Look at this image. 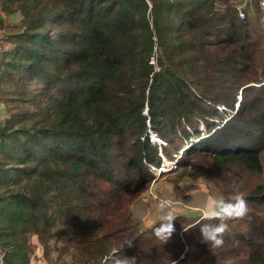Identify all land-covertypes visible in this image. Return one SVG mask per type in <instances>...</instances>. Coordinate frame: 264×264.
Wrapping results in <instances>:
<instances>
[{
  "label": "trees",
  "instance_id": "1",
  "mask_svg": "<svg viewBox=\"0 0 264 264\" xmlns=\"http://www.w3.org/2000/svg\"><path fill=\"white\" fill-rule=\"evenodd\" d=\"M235 3L0 0L23 18L4 77L26 85L0 125L5 264H31V238L48 236L73 243L84 264H264V184L253 181L263 170L264 24L247 9L240 20ZM181 150L177 166L200 158L222 197L247 200L221 249L200 242V223L183 231L192 222L176 217L163 243L157 223L140 231L132 217L160 154Z\"/></svg>",
  "mask_w": 264,
  "mask_h": 264
},
{
  "label": "rangeland",
  "instance_id": "2",
  "mask_svg": "<svg viewBox=\"0 0 264 264\" xmlns=\"http://www.w3.org/2000/svg\"><path fill=\"white\" fill-rule=\"evenodd\" d=\"M248 1V2H246ZM233 2H238L235 4H238V7H243L246 6V9L248 10L251 7V4L254 5L255 4V0H233ZM244 9V8H241ZM257 17V16H255ZM22 15L19 12L14 13L11 16H7L4 13H2L0 11V23H1V28H2V42H1V46H0V70L1 72H3L2 76V83L0 85V125L5 123L9 117L11 116V114H15L17 112V107H15V103L17 102V100H21L23 99V89L25 88L26 85H24V83L21 85L19 84V80H18V75L17 74H12L9 77H4L5 75V70H6V66H5V54L6 52L8 53V50L13 48V41L10 40V36H14L16 34H19L22 31ZM253 24H255V21H253ZM2 58V59H1ZM7 61V59H6ZM58 86V89H60L62 87V85H56ZM36 89V86L32 87V91H34ZM30 91V92H32ZM55 90L53 89L52 92H54ZM31 96V94H30ZM32 109L31 107H24L23 109ZM169 138H172V135H169ZM164 160H166L164 158ZM260 160H261V164H262V174L257 178L254 179V182H260L264 184V153L261 154L260 156ZM179 162H181V159L179 158L178 160ZM197 169L199 170V172H201V170L199 168H201L202 164L201 163V159H196V162L194 161ZM183 163H180L176 170H184L186 167H179L180 165H182ZM199 167H198V166ZM196 170V169H195ZM174 172V170L162 175L160 178H163L166 175H170ZM151 184L149 183L148 187L139 195V199L140 198L144 201V202H148L149 200L144 199L146 196V190L150 189ZM216 190V189H215ZM216 192L219 193L218 190H216ZM147 198V197H146ZM137 200V201H138ZM149 203V202H148ZM154 207L153 214L154 215H159L162 216L161 213L158 212L161 210H165L167 211H172V210H176V208L178 207V205H174L171 209H161L160 206L158 205H152ZM162 212V211H161ZM188 218V215H185ZM190 219L192 220H198L196 215H192L189 216ZM141 220V218H137L135 217V221L139 223V221ZM140 224V227H143V223ZM174 223H176V221H174ZM204 223V222H202ZM201 224V223H200ZM194 224L191 223L190 225H187L186 227H184L183 229L186 228H192ZM58 227L55 226L54 230H57ZM184 231V230H183ZM79 237V235H76ZM50 236L48 237H44L43 240L39 241L36 239V237L31 238L30 242L32 244V253L30 254V261L31 264H84L80 261V259L76 258V257H72V254H74L73 250H72V246H75L73 243L70 245H66V244H55L54 240H50L49 241ZM178 238L180 239V242L183 243L182 237H181V232H178ZM41 242V243H40ZM201 242V241H200ZM210 245H206V247H209ZM187 251L185 248L184 250L179 253V259L180 255L184 252ZM78 260V262H77ZM89 264V263H86ZM93 264V263H91Z\"/></svg>",
  "mask_w": 264,
  "mask_h": 264
},
{
  "label": "clouds",
  "instance_id": "3",
  "mask_svg": "<svg viewBox=\"0 0 264 264\" xmlns=\"http://www.w3.org/2000/svg\"><path fill=\"white\" fill-rule=\"evenodd\" d=\"M242 8L246 9V6H243ZM255 8H256V0H255V4L254 5L251 4V7L248 10L253 13V17H254L252 19L253 21L255 20L260 21L258 17H255L257 16L255 13L256 11ZM239 101H240V97L238 98V102L236 103V106H235L236 108L238 107ZM149 133H150V137H149L150 142H152L154 145L165 147L166 144L164 142L157 139V137L152 132L149 131ZM185 147L187 148V146ZM183 150H181L178 153V155H174L173 159L170 161L164 160V157L160 154V157L162 159L161 164L174 162L175 167L167 169V170H163L158 177L154 175V172L152 170V168L154 167H151L153 178L150 182L151 187L150 189L146 190V196L144 199L153 201L155 205L160 206L161 209H164L166 207L165 203L162 202L161 205H159V203L156 200L152 199V197L149 194L152 193L158 196L156 193L155 187H154L155 183L157 182L158 179H160L162 175L172 170L175 171V169L177 168V162L179 158L181 157ZM160 166L155 169L160 168ZM187 168H189V166ZM159 198H162V197H159ZM172 203H173V206L177 205L174 202ZM171 208H165V209H171ZM201 210H202V217H200L198 220L193 221L192 223L197 224V223L207 221V222L200 224L199 236L201 238V242L210 245L213 249H221L225 246V237L231 234V228L229 225V221L241 220L245 218L249 213L247 200L245 199L243 193L240 192L239 190H237L235 194L231 195L228 198H225V197L215 198L211 196L207 197L206 199L203 200L201 204ZM175 220H176V216L173 211L165 212L161 216L159 222H157V224L155 223L156 225L154 224L155 226L153 227V235L158 240L162 241L163 243H166L176 231L175 225H174ZM192 227H195V226H192ZM189 229L191 228H186L183 230L188 231ZM234 243H238V242L234 241ZM131 246H132V241H128L127 247H131ZM0 264H4L2 256H0ZM115 264H135V257L127 258L124 256L123 258L115 259Z\"/></svg>",
  "mask_w": 264,
  "mask_h": 264
},
{
  "label": "crops",
  "instance_id": "4",
  "mask_svg": "<svg viewBox=\"0 0 264 264\" xmlns=\"http://www.w3.org/2000/svg\"><path fill=\"white\" fill-rule=\"evenodd\" d=\"M154 187L159 197L178 205L176 210H172L176 217H183L191 222L195 220L190 219L189 216L196 215L197 219L202 217L201 204L204 199L209 196L222 197L220 193L216 192L217 189L203 178L194 163L189 168L186 167L181 171L176 170L172 174L158 179ZM148 202L146 203L140 198L130 207L134 220L135 217L141 218L139 223L137 222L140 231L152 227L161 218V216L153 214L154 207L152 205L155 203L151 200ZM161 211L158 210L162 215L166 212L165 210ZM185 215H188V218ZM141 222H144L142 228L140 227Z\"/></svg>",
  "mask_w": 264,
  "mask_h": 264
},
{
  "label": "built area",
  "instance_id": "5",
  "mask_svg": "<svg viewBox=\"0 0 264 264\" xmlns=\"http://www.w3.org/2000/svg\"><path fill=\"white\" fill-rule=\"evenodd\" d=\"M241 8L238 7L237 11H238L239 18L241 20H243V19H245L246 14H245L244 10L241 9ZM255 10H256L255 13H256L257 17L264 24V0H256V8H255ZM1 38H2V30L0 28V45H1ZM174 167H175L174 162H169V163L161 164L160 168H158V169L152 168V170L154 172V175L156 177H158L163 170H167V169L174 168ZM149 195L152 197V199L156 200L159 203V205H161V203L164 202L165 205H166L165 208H171L173 206V203L170 202V201H167V200H164L162 198H159L158 196H156V195H154L152 193H150ZM0 256L3 257V261H4V264H5L4 252H3L2 247H1V242H0Z\"/></svg>",
  "mask_w": 264,
  "mask_h": 264
},
{
  "label": "bare ground",
  "instance_id": "6",
  "mask_svg": "<svg viewBox=\"0 0 264 264\" xmlns=\"http://www.w3.org/2000/svg\"><path fill=\"white\" fill-rule=\"evenodd\" d=\"M165 167V166H164Z\"/></svg>",
  "mask_w": 264,
  "mask_h": 264
}]
</instances>
